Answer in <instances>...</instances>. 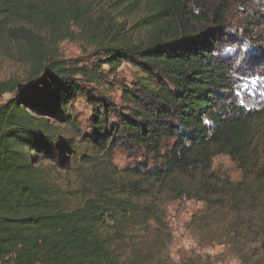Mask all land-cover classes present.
<instances>
[{"label": "trees", "instance_id": "obj_1", "mask_svg": "<svg viewBox=\"0 0 264 264\" xmlns=\"http://www.w3.org/2000/svg\"><path fill=\"white\" fill-rule=\"evenodd\" d=\"M233 2L243 22H228ZM258 6L263 0H0V45L19 44L16 59L28 68L24 84L0 80V264H214L199 254L170 258L163 206L179 199L202 203L187 224L200 246L264 264ZM109 11L139 14L141 39L108 35ZM68 27L92 46L89 63L56 53ZM123 62L135 69L129 83L116 78ZM80 97L90 109L85 127L70 111ZM116 150L129 155L124 166ZM220 154L240 180L213 168Z\"/></svg>", "mask_w": 264, "mask_h": 264}, {"label": "rangeland", "instance_id": "obj_2", "mask_svg": "<svg viewBox=\"0 0 264 264\" xmlns=\"http://www.w3.org/2000/svg\"><path fill=\"white\" fill-rule=\"evenodd\" d=\"M264 3V0H263ZM242 7L239 4L232 3L229 10V23H234L239 20L243 22V15L240 13ZM256 10H263V7L258 6ZM107 22L110 24H103L102 26L106 31H109L108 35L121 36L124 33L130 34V41H138L141 39L140 33L133 28V24L138 20V15L134 16H122V13L117 11L108 12ZM121 16V17H119ZM70 37L60 40L56 47V53L64 59H77L82 63H89L92 55V46L89 42L79 40L80 34L74 27H68ZM22 47L13 42L3 43L0 45V80H14L20 84H24V79L28 75V68L25 64L18 61L16 56ZM134 67L130 64L123 62L117 70L116 78L123 80L127 83L131 82L134 74ZM261 82L264 81L263 77H256ZM244 82L249 86L252 84L250 77H245ZM251 92V91H249ZM13 93H7L3 96V99H7L12 96ZM112 97L117 98L119 95V89L113 88L111 93ZM70 111L73 116L85 127V120L90 113L89 106L84 98L80 97L71 103ZM262 139L259 143V149L264 154V128L261 130ZM129 155L125 152L116 150L113 154V161L119 167L124 166L130 161ZM213 168L219 173L227 174L231 180L238 181L241 178V171L227 155L220 154L213 158ZM69 186L73 184V179L69 176L63 179ZM202 203L194 200H172L167 202L164 206L165 222L167 223L171 242L168 247L170 258L174 262H179L192 254H199L208 256L214 264H238V260L231 253V251L225 246L220 244H213L210 246H200L190 227L187 226L191 216L197 211L202 209Z\"/></svg>", "mask_w": 264, "mask_h": 264}]
</instances>
